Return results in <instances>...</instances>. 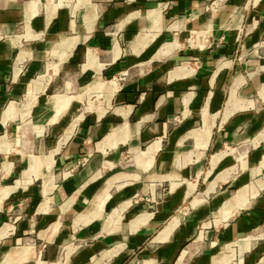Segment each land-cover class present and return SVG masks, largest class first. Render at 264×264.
Masks as SVG:
<instances>
[{
	"label": "crops",
	"instance_id": "1",
	"mask_svg": "<svg viewBox=\"0 0 264 264\" xmlns=\"http://www.w3.org/2000/svg\"><path fill=\"white\" fill-rule=\"evenodd\" d=\"M0 264H264V0H0Z\"/></svg>",
	"mask_w": 264,
	"mask_h": 264
},
{
	"label": "built area",
	"instance_id": "2",
	"mask_svg": "<svg viewBox=\"0 0 264 264\" xmlns=\"http://www.w3.org/2000/svg\"><path fill=\"white\" fill-rule=\"evenodd\" d=\"M124 77H125V76H124V75H122L120 79H124Z\"/></svg>",
	"mask_w": 264,
	"mask_h": 264
}]
</instances>
